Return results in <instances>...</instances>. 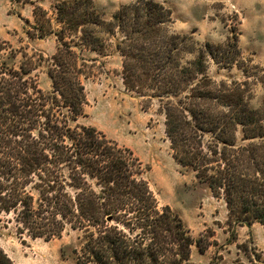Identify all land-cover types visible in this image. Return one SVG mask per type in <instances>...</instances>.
Listing matches in <instances>:
<instances>
[{
  "label": "trees",
  "instance_id": "trees-1",
  "mask_svg": "<svg viewBox=\"0 0 264 264\" xmlns=\"http://www.w3.org/2000/svg\"><path fill=\"white\" fill-rule=\"evenodd\" d=\"M57 20L59 28L48 18L40 27L41 36L54 33L59 42L46 59L50 91L32 75L44 56L17 65L0 41V212L15 215L21 234L52 239L76 231L72 264H195L194 239L170 206L160 207L139 158L79 123L83 78L96 61L83 50L101 52L117 31L124 83L158 100L177 162L225 198L229 223L264 224V99L253 107L249 81L208 74L211 62L227 69L238 63V36L198 46L172 31V10L159 0L124 4L110 21L94 0H64ZM0 264H15L1 246Z\"/></svg>",
  "mask_w": 264,
  "mask_h": 264
},
{
  "label": "rangeland",
  "instance_id": "rangeland-1",
  "mask_svg": "<svg viewBox=\"0 0 264 264\" xmlns=\"http://www.w3.org/2000/svg\"><path fill=\"white\" fill-rule=\"evenodd\" d=\"M62 1L0 0V41L7 43L6 53L14 50L16 58L11 62L17 65L28 57L37 64L44 56L43 64L32 75L45 91L52 89L46 59L57 53L59 42L54 33L41 36L40 27L46 29L47 18L55 28L60 27L57 6ZM132 1L135 0H94V4L100 15L110 21L121 6ZM159 1L172 10V31L193 36L198 46L222 44L238 36V63L227 69L211 62L208 74L217 81H249L251 104L260 106L264 81L255 80L264 74V0ZM41 10L46 11V19ZM119 37L118 31L106 35L101 52L83 50L84 57L96 61L88 62V75L83 78L87 103L79 123L103 131L139 158L160 207L170 206L194 239L193 263L264 264V224L229 223L225 198L216 196L191 168L177 162L158 100H149L124 83L123 56L116 47ZM77 237L76 231L68 229L62 237L33 238L18 231L13 213L0 212V246L15 264H72L69 248L77 245ZM198 241L205 246L204 251Z\"/></svg>",
  "mask_w": 264,
  "mask_h": 264
}]
</instances>
